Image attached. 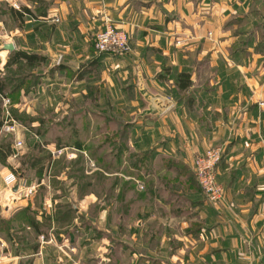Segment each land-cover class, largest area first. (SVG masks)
Returning a JSON list of instances; mask_svg holds the SVG:
<instances>
[{
  "label": "crops",
  "instance_id": "obj_1",
  "mask_svg": "<svg viewBox=\"0 0 264 264\" xmlns=\"http://www.w3.org/2000/svg\"><path fill=\"white\" fill-rule=\"evenodd\" d=\"M2 5L16 12L9 11L11 29L0 28V37L2 30L8 34L1 40L0 70L19 52L41 59L27 66L15 93L0 97L15 112L59 113L56 124L71 128L74 139L52 140L38 130L49 119L30 117L23 125L27 145L21 141L4 153L25 162V169L13 185L6 178L14 169L0 170V264H116V248L108 247L113 241L143 264H264V0H0ZM22 8L32 15L22 19ZM107 20L127 32L131 53L97 51L96 35ZM5 42L15 50H4ZM183 72L192 83L180 90ZM85 117L92 129L120 130L123 150L138 159L132 169L142 192L137 200L124 197L119 220L123 224L135 204L142 218L131 216L124 232L112 218V200L100 202L93 216L94 193L78 204L66 194L55 196L71 178L66 168L63 186L52 185L59 159L93 162L81 155L86 150L77 129ZM216 146L224 151L218 203L194 177L195 156ZM58 149L62 154H53ZM145 194L153 202H143ZM175 210L181 217L166 219Z\"/></svg>",
  "mask_w": 264,
  "mask_h": 264
},
{
  "label": "rangeland",
  "instance_id": "obj_2",
  "mask_svg": "<svg viewBox=\"0 0 264 264\" xmlns=\"http://www.w3.org/2000/svg\"><path fill=\"white\" fill-rule=\"evenodd\" d=\"M0 22L3 24H0V28L4 26L9 27V29H11V16L8 7H6L5 5H2L0 8ZM2 31L3 36L0 37V48L2 47L1 40L5 38L4 35H8L4 30ZM130 47L131 50L129 53H131L133 50L131 44ZM1 58L2 57H0V59ZM1 65L2 61H0V68ZM0 71L4 75L3 78H8L11 80V87L18 86L21 80L25 78L26 74L30 72L25 64L12 67L6 66L3 67V69H1ZM15 100H18V97H16ZM10 105V100H4L3 98H0V122H3L2 126H0V170L2 169L3 165H10V167L14 169L15 175L17 174L16 178L18 180L21 171L25 169V165H20L18 163V160L15 159L16 156H14L13 160H7L8 158L4 157V153L7 151V147L10 148L12 145L16 144L17 147H20L18 143L21 141L23 143H26L27 145L26 139H28L30 133H28V130L23 125L26 121H29L30 117L49 119V122H51L49 124L50 126L47 125L42 129L38 127V130H40V132L48 133L47 136H49V138H52V140H54V138L56 139L57 136H64V138L66 139L73 140L74 133L71 128L63 129L62 125L56 124V120L60 118L59 113L53 114L41 110L33 111L31 113H25L19 110L15 112L12 111ZM10 118H14L19 125H17L14 131L7 132L5 131L3 126L5 125V122H7ZM88 120L89 119L87 117L83 118V120L79 123V128L77 130L78 136L81 138V141L84 145V149L86 150V155L85 153L81 155L83 156V159H87V156L92 157L93 162L88 159L87 161L84 160L83 162L80 159L76 162L65 163L64 161L59 159L60 162L59 164H57V167H55L56 170H53V172L55 171V173H57V178L55 177V179L52 181V185L57 188L63 186L61 185L60 181L62 179H65L64 177H62V175L64 169L66 168L71 170H68V172H71V178L66 181V186L68 187H64L65 190H62V192L60 193L56 192L55 196H61L63 194H66V196H68L67 200H74L76 204H78L80 203V201H82L79 197H84L85 195L94 193L93 195H95L97 199L95 205L93 204V208L91 209V213H93V216L96 215L98 208L101 206L100 202L105 199L112 200L113 202H115L112 218L115 223L118 224L119 222L120 232H124V228H129V218L131 216L136 217L137 219H139L140 216L142 218V210H140L139 206L135 204V207L132 209L130 215L128 214V218H126L127 220L123 224L119 220V217L122 213L121 206L123 204L124 197L126 196L127 200H137L138 194H141L142 192L143 184L139 183L136 171L132 169L133 164L136 163L138 159L136 155L132 153L131 150H129L128 152H126L127 150H123L126 148V146L125 141H123L120 135V130H116L115 127L114 129H105V127L92 129ZM115 132H119L118 136H116L117 140H110V138L113 137V134ZM26 147L23 149V151L27 150ZM211 148L221 147L216 146ZM106 171L109 172V175H107ZM130 174L133 175L131 176ZM194 177H196V175ZM165 179L167 180V178ZM180 179L181 178H177V184H179V187L183 184V181H179ZM72 187L75 188L72 190ZM112 187H114L113 192H111ZM65 200H61L59 203L62 204V202H65ZM142 201L145 203H150L153 202V199L150 195L145 194ZM143 215H146L145 212H143ZM170 216L175 218L181 217L177 210L172 211V213L167 211V214H165L166 219L167 217L170 219ZM131 226L132 231L136 232V226L133 224ZM102 234H104V230ZM108 244V247L110 245H113L116 248V251L114 253V260L116 264H143L141 262L142 258H136V261H133V257H129L127 254H124L122 252V244L120 242L113 241L109 242ZM147 246H150L152 248V242L147 241Z\"/></svg>",
  "mask_w": 264,
  "mask_h": 264
},
{
  "label": "built area",
  "instance_id": "obj_3",
  "mask_svg": "<svg viewBox=\"0 0 264 264\" xmlns=\"http://www.w3.org/2000/svg\"><path fill=\"white\" fill-rule=\"evenodd\" d=\"M95 47L100 54L125 55L131 50L127 32L117 28L111 20H107L105 27L96 35ZM17 125L18 122L10 118L3 127L5 131L11 132ZM18 145H21V142ZM62 152L63 149H58L53 154L60 155ZM223 153L221 148H211L194 158V173L197 181L206 197L214 203L220 202L224 196L218 174V165L223 159ZM6 181L8 185H13L17 181L16 175L10 174Z\"/></svg>",
  "mask_w": 264,
  "mask_h": 264
},
{
  "label": "trees",
  "instance_id": "obj_4",
  "mask_svg": "<svg viewBox=\"0 0 264 264\" xmlns=\"http://www.w3.org/2000/svg\"><path fill=\"white\" fill-rule=\"evenodd\" d=\"M9 11L13 14L16 12L13 8H11ZM18 14L23 19L25 14L32 15V12L28 8H22L20 10V13L18 12ZM40 59L41 58L38 55H31V54H26L24 52H19V53L14 54L13 57L10 59V61L8 63V67L21 65L24 63L26 66H34V65H36V63ZM0 73H1V71H0ZM23 80L24 79L21 80V82L18 86L11 87V80L10 79L0 78V94L10 95V92L15 93L17 91L18 87L24 83V82H22ZM191 83H192V81H191L190 74L184 73V72L180 73L178 80H177V84H178V87L180 90L188 89L191 86ZM0 98H2V97H0ZM2 124H3V122H0V126H2ZM7 149L10 150L9 147H7ZM24 164H25V162L22 163V165H24Z\"/></svg>",
  "mask_w": 264,
  "mask_h": 264
},
{
  "label": "water",
  "instance_id": "obj_5",
  "mask_svg": "<svg viewBox=\"0 0 264 264\" xmlns=\"http://www.w3.org/2000/svg\"><path fill=\"white\" fill-rule=\"evenodd\" d=\"M3 49L7 50L9 52H13L15 50V45L12 42H5L3 44ZM57 61L55 60V63H57ZM152 101H153V103L155 102V103L159 104V106H163V107H165L168 104L167 100L162 99V98H153ZM20 177L22 178L23 175H21ZM19 187H20V183L18 182L17 185L14 188V191L18 192L19 191Z\"/></svg>",
  "mask_w": 264,
  "mask_h": 264
}]
</instances>
